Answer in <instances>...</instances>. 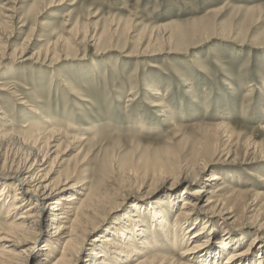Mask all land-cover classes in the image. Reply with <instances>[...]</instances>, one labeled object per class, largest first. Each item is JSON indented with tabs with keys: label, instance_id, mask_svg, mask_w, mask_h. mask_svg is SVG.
Here are the masks:
<instances>
[{
	"label": "rangeland",
	"instance_id": "1",
	"mask_svg": "<svg viewBox=\"0 0 264 264\" xmlns=\"http://www.w3.org/2000/svg\"><path fill=\"white\" fill-rule=\"evenodd\" d=\"M29 122L40 129L31 137ZM11 131L22 140H9L2 157L14 160V170L52 137L40 174L49 171L54 182L75 170L83 195L97 193L96 220L74 263L89 264L102 236L127 237L141 252L135 260L181 259L187 242L172 224L192 193L203 211L182 229L190 238L199 232L189 243L201 244L204 260L223 247L220 264L233 248L257 264L264 256V0H0V133ZM160 162L188 168L196 180L166 181ZM218 186L225 210L198 193ZM37 231L28 264H52L64 241L50 245L46 260L47 227ZM196 255L181 260L197 264Z\"/></svg>",
	"mask_w": 264,
	"mask_h": 264
},
{
	"label": "bare ground",
	"instance_id": "2",
	"mask_svg": "<svg viewBox=\"0 0 264 264\" xmlns=\"http://www.w3.org/2000/svg\"><path fill=\"white\" fill-rule=\"evenodd\" d=\"M82 101L84 102L86 100ZM127 102H130V100H127ZM33 111L34 114H36L38 118H41L44 123L49 121L45 120L46 118L39 109H35ZM32 126L33 125L30 122L27 125H23V128H27L26 132L28 133L29 137L34 136V133L40 132V129H38L36 126H34V128H32ZM53 132L54 131H52V134L55 135ZM54 135H52L53 142L56 141V137L54 138ZM51 138L43 141L41 146L38 147L37 145V149L31 148L30 155L31 158H34V161H32L31 164L24 165V167L22 165V168H20L21 166L19 167L17 165L19 168H16L15 166L16 169L14 170V160L9 159V161L8 159L3 158L2 152H4V147L7 146L6 143L9 140H20L21 138L13 131L0 133V181H2L0 182V212L2 213L5 211V215L2 217L3 222L0 223V264H28L30 257L29 252L33 251L32 247H30L28 244L32 243L33 237L35 235H33V233H35L36 230H38L37 232H39V230L41 232V230L45 227H47L48 232L46 236V244L42 247V250L47 252L46 260L52 256V248L49 249L50 245L64 241L63 252L61 256L54 260L52 264H76L74 263L75 259H70H72L71 257L76 256L79 250V244L82 242H80V240H83V236L86 235L87 237V235L91 233L90 231H87L86 227L96 220L93 216H95L96 208L101 204L98 201L97 193H92L90 190L88 191L87 195H83L82 192L85 191V188H83V183L81 181H73V178L76 175L75 170H66L60 173L57 180L54 182H47L49 180V171L40 174V169L46 164L48 158L50 157L49 152L51 148ZM53 148L57 150L59 145ZM52 153L54 154L55 151ZM56 159L57 156L55 160ZM55 160H53V162H55ZM160 166L165 172L168 173V176L163 178H166V181H171V183L184 184V187H189L191 185L190 183L196 180V178L193 176V172L191 170L189 171L188 168L181 169L180 166L171 167V163L169 162H160ZM42 171H45V169H42ZM218 179L219 178L215 176L211 178L212 181ZM223 190L224 187H219L213 193H206L202 190H198V193L215 196V198L218 199L213 202L214 209L221 208L222 210H225L227 208L225 203L226 200L221 198ZM11 191L15 192L14 198L12 199L10 196ZM70 192L72 194H70L68 198L65 197L66 194ZM188 195L190 198L184 200L180 208L177 221L172 224V228L177 229L176 233L182 237L185 243L187 242L186 248L180 253V257L181 259H188L190 257L188 255L192 256L198 254L192 258H195L194 261L197 262V264H220L219 262L221 259L219 258L223 257V251H225L223 247H220V249H222L220 252L207 253L212 255L213 258L204 260L206 253H203V251L199 253L200 249H202L201 244L189 243V240L197 237L199 232H195L193 237L190 238L187 236L189 231H184L182 229V226L191 220L190 218L195 217L193 220L196 221V219H198L197 216H199V212L202 213L203 211V208L196 207V204L192 203L194 200L192 193ZM77 196L83 197V200H79ZM210 202L211 197L208 199L207 203ZM155 211L156 210H153L152 213ZM155 215L157 216L158 214ZM125 217L128 218L126 215ZM131 217H134V215L131 214ZM206 224L203 227L204 229L207 227ZM208 229L211 230V226H209ZM223 232L226 234L228 230H223ZM113 236L114 235L112 234V237ZM177 237L178 236H172V247H175V240ZM118 239L121 241L117 242L114 239L116 241L115 242L109 236H102L99 241L95 239L97 240L99 247L94 245L95 248L89 255V264H108V261L112 260L113 258L115 259L116 263L129 261V263L137 264H189L183 263L181 259L170 260L168 262L163 258H160L159 261H156L154 258H152L149 261L148 259L139 257L138 260L136 259V261L134 257L139 256L141 252H136L133 247H130L131 245H128L127 242L129 239L127 237L124 239L119 237ZM188 244L191 245L187 246ZM144 247L145 246L143 245L140 246V248ZM97 248L100 251L97 252ZM56 250L57 248H53V252ZM216 256H218L217 260L215 259ZM225 256L226 260L222 262V264H252L249 260L250 255L244 251L241 252L238 249L236 250V248H233L231 252L227 251ZM257 264H264V256L259 257Z\"/></svg>",
	"mask_w": 264,
	"mask_h": 264
}]
</instances>
